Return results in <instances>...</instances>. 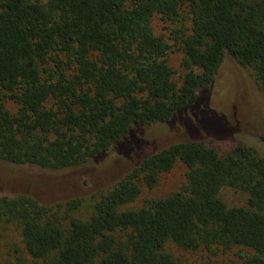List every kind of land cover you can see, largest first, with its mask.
<instances>
[{
    "label": "trees",
    "instance_id": "1",
    "mask_svg": "<svg viewBox=\"0 0 264 264\" xmlns=\"http://www.w3.org/2000/svg\"><path fill=\"white\" fill-rule=\"evenodd\" d=\"M226 56L264 92V0H0V161L61 172L124 148L133 127L214 114L201 95ZM177 163L186 169L178 191L130 207ZM224 187L246 204L227 207ZM8 226L26 254L13 264H186L169 247L245 249L227 264H264V159L222 139L177 142L89 201L0 194V239Z\"/></svg>",
    "mask_w": 264,
    "mask_h": 264
},
{
    "label": "rangeland",
    "instance_id": "2",
    "mask_svg": "<svg viewBox=\"0 0 264 264\" xmlns=\"http://www.w3.org/2000/svg\"><path fill=\"white\" fill-rule=\"evenodd\" d=\"M151 27L154 35L164 38L167 36V30L159 16L152 18ZM181 59L182 54L176 50L169 56V65L176 72L174 78L178 82L183 75ZM200 103L201 107L214 114L188 116V119L180 124L182 129L179 127L178 116L172 128L159 125L133 127L124 148H113L98 163L90 162L61 172H47L0 161V194H27L45 205L76 198L89 201L93 195L119 182L147 156L182 141L222 139L251 147L264 159V92L249 70L240 67L232 58L226 56L213 82L203 91ZM7 106L11 107L8 103ZM199 119L205 122V125H212L216 131L205 125L199 126L196 121ZM221 121L224 126L215 124ZM185 172V167L177 163L170 172L160 177L155 187H143L140 196L130 207L138 208L149 198L165 197L178 191L186 182ZM219 196L227 207L244 206L247 200L245 193L229 187L222 188ZM88 205H83L82 216L89 212ZM169 250L186 264H227L237 260L240 253H250L238 248H233L226 254L205 251L185 253L172 247H169ZM18 255L26 257L18 232L8 226L4 239H0V260L9 259L13 264Z\"/></svg>",
    "mask_w": 264,
    "mask_h": 264
}]
</instances>
